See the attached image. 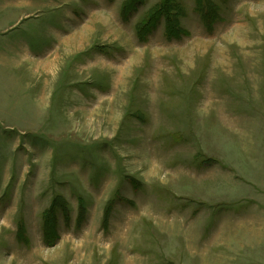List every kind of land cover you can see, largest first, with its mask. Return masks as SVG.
Wrapping results in <instances>:
<instances>
[{
    "label": "rangeland",
    "instance_id": "1",
    "mask_svg": "<svg viewBox=\"0 0 264 264\" xmlns=\"http://www.w3.org/2000/svg\"><path fill=\"white\" fill-rule=\"evenodd\" d=\"M0 264H264V0H0Z\"/></svg>",
    "mask_w": 264,
    "mask_h": 264
},
{
    "label": "trees",
    "instance_id": "2",
    "mask_svg": "<svg viewBox=\"0 0 264 264\" xmlns=\"http://www.w3.org/2000/svg\"><path fill=\"white\" fill-rule=\"evenodd\" d=\"M122 12H123V9H122ZM122 14H123V16H124L125 13H122ZM125 15H126V14H125ZM156 21H158V18H157V17H155L154 20L151 21L150 24H152V25H156V24H157ZM206 25H208V24H206ZM169 32L172 34V32H175V33H176V32H178V31L175 30V29H173V28H170V29H169ZM52 213H53V210L49 212V214L47 215V217H46V219H45V222H46V224H47V226H48V230H47L48 235H49L50 232H52V229H53V222H52V219H53V218L51 217Z\"/></svg>",
    "mask_w": 264,
    "mask_h": 264
}]
</instances>
